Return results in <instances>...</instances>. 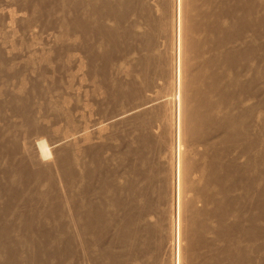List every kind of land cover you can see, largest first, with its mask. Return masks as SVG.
Here are the masks:
<instances>
[{"label": "rangeland", "instance_id": "374dc122", "mask_svg": "<svg viewBox=\"0 0 264 264\" xmlns=\"http://www.w3.org/2000/svg\"><path fill=\"white\" fill-rule=\"evenodd\" d=\"M237 1L239 2V0ZM251 5V23L249 21L250 26L248 29V33L251 36L248 34V37L252 39L250 42L252 47L250 48L249 45L250 50L245 53L242 52L244 45L240 38L237 37L234 41V46L240 53L235 67V73L237 72L236 84L228 87L225 91V79L223 76H221L220 82L221 88L223 89V94L221 93V96L224 101L225 112L244 114L246 111L243 110L248 107L250 108L248 110L252 114H250L249 117H251L247 119V126L243 128V133L239 135L237 139L236 137L234 139L231 135L227 139L231 140L233 138L234 140L228 141L226 139L227 142H224L221 141V138H223L222 136L224 133L229 132L227 126L223 127L206 124L205 126L191 128L188 124V108H185V111L181 109L180 90L182 79L184 89V83L187 81L186 75L194 72L196 65L188 66L186 61L187 53L185 48L181 46L180 38L172 41L171 47L167 49L168 52L163 51L157 45L159 37L162 36V33L160 31L158 32V29H155L150 40L148 37L145 39L144 36H140L135 40L134 37L140 34H138L134 21H132L134 17H132L131 22L135 33L125 34L121 29L120 31H116V37L112 39L110 47L108 41L107 50L109 51H107L98 46V42L103 35L95 30L98 26L106 29L99 18L100 14H104V11L100 9L99 14L97 13V20H95L96 17L93 16L91 8L93 11L96 9L90 4V0H0V61L8 63L13 70V72H11L12 78H10V85H8L10 89H7L8 94L4 97L8 98V100L6 99L7 102L9 100L11 101L10 104L8 102L9 105L3 110L4 117L0 116L2 118H0L2 120H0V130L5 129L6 126L9 127L10 123V125L15 124L12 131L14 129L13 132L15 135L17 133L16 136L18 137L22 134L20 138L16 137L17 139L24 141L22 137L29 138L28 136L31 135L30 137L33 139L29 138V141L38 138L37 141H40L47 150L46 153H41L39 151V144H32L30 142L34 149L32 152L33 156L35 152L36 160L39 161L40 165L42 164L43 167L46 168L43 169V171L41 170L43 168L41 166L42 168L40 170L43 175L38 176L40 173H33L35 170L34 167L31 171H28V173L32 172V174L29 173L30 175L37 173L32 177L27 173V169H24V165L27 166L29 163H23L24 167L21 165L23 167L22 169L18 167L20 166V162H18L20 158L18 159V157L15 158V160L18 159V161L14 160L15 166H13L14 164L12 165L14 168L11 166V168H9L11 163L8 162L10 161V157L7 156V154L9 155L7 150L8 147H5V149L2 148L1 152H3V154H0V162L2 161L0 167L1 169L4 168V171L0 169V189H3L2 191L0 190V229L2 230L3 227H6L4 231L8 237L5 235L4 231L1 232L0 230V264H202L205 260L208 261L209 256L213 255H215L217 259L216 264H224L226 262L224 259L227 254L224 248L230 246L229 249L231 250L232 247L234 251L238 247L234 242H228L225 235H221L224 232H228L224 231V229L228 227L230 223H222V227H220L218 224L214 223L216 221L211 222V224H213L206 229L203 235L196 234L193 236V238H198L196 249L193 248V246L190 248L188 244V242L192 240V231L189 229V226L191 225V217L194 209H208L212 211V213H218V211L222 209V206L218 202H209L206 196L204 197L199 193V190L205 187L207 177L210 176L208 179V186L206 185L209 188H213L214 184H220L221 182L222 177L215 181V177L212 175L213 169H215L213 163H211L214 150L217 154L223 153L220 158L221 160L229 158L234 164L241 168L238 172L239 181L236 185V189L229 195L224 194L223 198L227 199L229 203L230 199L228 198L238 193L242 195L243 198L238 194V196L241 197L238 198L241 199L240 204L243 206L245 213L248 212L246 213V217L249 213H251L252 217V210L258 206L262 207L264 205V0H251ZM180 6L181 3H179L177 7L179 10ZM120 10L122 11L123 8H120ZM7 13L11 14V17ZM77 15L80 20L83 21V24L74 27V21ZM89 16H91V18L90 21L87 22ZM125 16L126 12L123 18L122 14L119 13L117 20L122 21ZM108 23L110 22L107 21V24ZM241 28L242 27L238 25L237 34ZM139 39L141 40L140 42L138 41ZM148 56H150V58L153 57V60L142 64V60L146 61ZM172 56L173 58L176 57V60L172 59ZM245 56L248 62L245 60ZM243 60L248 64L247 68ZM45 62H48V67L46 68L42 66ZM161 62L164 63L160 67L158 64H161ZM41 66L44 68H42L43 70ZM75 68L76 72H74ZM141 69H143L145 78H143L140 73ZM214 69L215 67L213 66L212 70ZM39 73L43 77H38ZM167 75L168 77L165 78ZM171 79L173 81H178V111L168 113V111L165 112L162 107V111H160L158 115L153 116L150 120H147L146 123H144V120H146V115L144 114L148 112L142 111H138L139 113L134 112L135 114L130 113L112 123L110 121L107 122L109 124L105 122L108 117L115 113L124 110L127 111L136 104L147 100L149 96L147 94H150V89L152 88L154 90L156 89V92L160 94L167 93L168 90L171 89ZM156 82H158L159 85ZM155 85L158 86L156 87ZM99 87H102V89ZM188 89L191 90L190 88ZM184 92L186 103L191 99V92H187L185 89ZM58 95L60 97L65 95V100L67 99L66 102H63L65 104L67 103L66 108L65 105L62 104L64 110L66 109L65 113H67L64 116L63 113L61 114L59 112L57 113L60 115L57 116L55 107L49 103L50 99ZM212 97L214 99L217 98V100L219 99L216 94H213ZM217 100L212 101L214 104L216 103L219 105L220 103L217 102ZM25 101L26 103H24ZM47 104H49L50 109L54 110H52L53 112L47 108L49 107ZM46 105L47 107H44ZM43 109H48V111L44 110V112ZM10 110H12V112ZM54 112L56 117L53 116ZM191 112L192 110L189 113L191 114ZM74 113L75 115H73ZM24 114L26 116H23ZM27 116L28 119H31V116H33L36 126L33 124L31 126L26 124L28 127L24 125V123L28 122L26 121L28 120ZM98 119H101L100 122L104 123V126L102 125L104 128L102 127L103 129L100 131L101 139H99L95 145L98 150L97 155H95L96 159L94 157L93 159L96 161L93 162L92 159L91 164L87 163L92 157H90V153L82 157L83 159L86 157L87 159L85 160L87 162L81 160L82 158L80 159V163L83 164L80 165L81 167H84V169L87 168L88 171L92 170L91 175L93 176L92 178L90 177L91 179L88 178L93 185L90 181H87L89 179L87 178L88 175L86 172L88 171L86 169L85 172L83 168L76 169L74 167L76 170L82 169V172H85V174L81 172L83 176L85 175L82 182L84 180L87 181V183L85 181L83 183H85L86 188L88 187L90 191L84 187V184H82L84 187L82 190V186H80V184L78 185V183L76 184V186L78 185V191L76 188V190L74 189L73 191L69 183H67V180L70 182L69 175L62 174L61 166L53 161L58 154H60V156L62 154L68 155L70 159V153L68 150L64 149L67 153L61 150L65 144H61L62 146H60L53 142L56 141V137L58 138L60 133L64 132L63 130H67V127H69L68 129H72L74 126L83 125L85 122L90 123L88 125L90 127L91 121H97ZM87 120H90V122ZM37 122H39V124H37ZM79 122H81V124H79ZM21 123H23L22 128L20 125ZM86 123L84 125H86ZM156 123H158L157 129L152 127ZM29 124H31V121ZM16 129L17 131H15ZM5 130H3L4 133L9 131V128L6 132ZM146 136H149L147 137L148 139ZM249 139H252L251 141L253 142L247 145L248 143L245 140ZM66 146L69 147L70 144H66ZM177 147H179L181 151L178 162L173 158V154ZM79 151L80 149L72 151L71 154L76 155ZM84 153L86 154V152ZM249 155L255 159V166L253 168L257 166L255 170L259 171L260 177L258 175L259 178L257 176L254 177L253 183L251 184L252 189H250L251 191H249L248 196H245L241 191L244 185V178L246 176L248 177V175H246V166L249 161ZM5 156L8 157L6 159L7 161L4 160L6 158ZM83 161L86 163L84 164ZM70 164L71 162H69V165ZM30 165L27 167L30 168ZM35 165H38V163ZM209 165L212 168L211 173ZM100 166L104 168L105 172L103 169L102 171L105 173L107 183L109 182L110 185L116 183V185L122 184V186H126L132 182L134 187L137 188L136 192H139L137 196L138 198L140 197L138 202L139 204L145 205H143L141 210V218L135 222L140 227H143L145 224L152 225L153 230L151 232L140 230L137 233L130 234L129 224L124 220L121 230L125 231V233L117 234V228L111 223L112 227L108 234L99 241L90 237L81 236L77 233H82L85 230L80 223L73 222V215H75L73 213H75L76 210H72L73 212L69 210L74 208V205L72 206V204H74L73 202H76V197L74 196H82L84 194L83 192L86 190L87 191L82 197H86L87 194V196H90L92 199L93 194L98 193L97 195H99V192L96 190L98 188V181L96 179L98 175L94 173H97V170L102 168H100ZM5 167L7 168L5 169ZM71 167L70 170L72 169ZM177 167L181 169L178 189L179 198L177 202H171V184L173 183L171 180V169ZM17 168H19L20 172H23H16L18 171ZM48 169L53 178H51L49 174L44 176ZM93 169L96 172H93ZM243 169L245 170L244 173ZM71 172L73 173L74 171ZM26 173L27 175H25ZM99 174H101V172ZM8 176H10L11 183L14 181L12 183L13 185L10 183ZM49 177L52 180L55 178V182L51 181L48 183L49 181L46 180H51ZM44 180L46 183H44ZM62 181H65V183H62ZM51 183H54V186H51ZM19 184H23L21 185L23 189L28 187V195L26 194V190L24 189V192ZM57 184L60 185V187ZM63 184L67 187H61ZM2 185L6 187H2ZM71 187L74 188L73 186ZM92 187L97 193H95L96 191H94ZM8 188H10V190L13 189V196L10 190L7 191ZM57 189H59L60 192ZM47 190H49V192ZM79 190L82 191V193ZM53 192L56 196L55 198L54 194H52L51 197L49 195V193L51 194ZM57 193L62 194V196L59 194L61 199L58 198L56 200L58 197ZM74 193L78 195H74ZM117 194V192L109 191L107 193L108 198L106 199H115L117 198ZM41 195H44L43 198L47 196L45 199H47L46 202H48V205L43 201ZM97 195L94 196L95 198L93 199H96ZM52 196L54 200L60 201L61 205L62 201L65 202L66 200L65 203L67 206L65 207L66 211L63 213L62 220L61 218L59 219V217H61L60 202L58 203L55 201L54 203L59 207L55 205L52 206L51 204L54 202V200L50 201L52 200ZM68 196L71 199H68ZM7 198L9 199L7 200ZM63 198L65 200H62ZM27 199L34 200V202L31 200L28 201ZM67 200H71V202ZM8 201H10V204ZM27 201L30 202L31 206ZM7 202L9 205L6 204ZM15 202L18 205H16ZM37 202H40L41 207L43 206L42 209L39 208L40 206L36 207V205H39ZM12 203H14L15 206ZM44 203L48 208L51 207V209L48 210V208L43 205ZM49 203H51V206H49ZM232 204L231 202V205ZM176 205H178V213L176 211ZM28 206L30 210L33 208V210H36V208L39 210L44 209L45 213L47 215L51 213L50 217L53 218L50 219L49 217L48 221V218H46L47 216L44 217V215H41L42 217L40 216L37 220L34 218V220ZM5 208H8V210ZM245 208H247L248 211ZM67 210L69 212H67ZM46 211H49V213ZM124 212L125 210L122 212L121 210H117L116 214L123 215ZM126 212L128 211L126 210ZM175 214L178 223L177 232L180 236L178 241L170 238L174 229L170 228L169 220L170 216H172L174 220ZM22 216H24V219ZM262 216H264V214ZM248 217V219L253 218L250 217V214ZM30 218H32V220ZM255 218L256 217H254V219ZM257 218L256 220L258 222L254 219L249 221L255 222L256 225L260 227L259 241L261 242L264 241V220H262L263 217L260 219ZM204 220L209 221L206 216H204ZM242 221L243 227L245 226L246 228L249 226V221L246 222L244 219ZM72 232H74V234ZM72 234L74 239L71 236ZM172 241L173 243H177V248L174 247V245L170 247L169 244L172 243ZM206 243H211L212 247L205 248ZM241 245L243 251L251 256L254 255V252L250 249L249 239L246 237V234L241 237Z\"/></svg>", "mask_w": 264, "mask_h": 264}, {"label": "bare ground", "instance_id": "6f19581e", "mask_svg": "<svg viewBox=\"0 0 264 264\" xmlns=\"http://www.w3.org/2000/svg\"><path fill=\"white\" fill-rule=\"evenodd\" d=\"M179 3H181L180 10L177 8ZM90 4H92L95 7V9L97 10V11L96 10L93 11V9L91 8L93 16L96 17L95 20H97V17H98L97 13L99 14L100 9L104 11V14L99 15V18L102 21V23L105 25L106 29H103L100 26H98L95 30L100 32L103 35V37L98 42V46L100 48L105 49V50H107L108 41H109V47H110L112 39H114L116 37V31H120V29H121L124 31L123 33H125V34L135 33L133 31V26H132L133 24L131 22L132 17H134V19L132 21H134V24L137 28L138 34H140L139 36L134 37L135 40L140 36L141 37L144 36L145 39L148 37L150 40V38L152 37V34L155 32V29H158V32L160 31L162 33V36L159 37L157 45L163 51L168 52L167 49L171 47L172 41L176 40L177 38H180L181 46L185 48V51L187 53V60L186 61H187L188 66L196 65L195 71L192 73H188L186 75L187 81L184 83V89L187 92H191V99L189 101H187L186 103H185V100H186L185 92L183 89V79H182V85H181V90H180L181 109H183V111H185L188 108V124H189V126L191 128H194L196 126H205L206 124H213V125L223 126V127L227 126L229 128V132L224 133V135L222 136L223 138H221V141H224V142L231 135L234 139H235V137L237 139V137L243 133L242 132L243 128L245 126H247V119L250 118L251 116L249 117V115L252 114L248 110L250 108H248V107L245 108L243 110V111H246L244 114L225 112V105H224V101H223L222 96H221V93L223 94V89L221 88L220 80H221V76H223L225 79V88H224L225 91L227 90L228 87H231L232 85L236 84L235 82L237 80V72L235 73V71H236L235 67L237 64V62H236L237 58H238L239 53H240L239 50L234 46V41L237 39V37L240 38L241 42L244 45L242 52H244V53L248 52L250 50V48L252 47V45L250 43L252 39H251V37H250V39L248 37V34H249L248 29H249V26L251 23L250 17H251V13H252L251 0H239V2L237 0H90ZM120 8H123V10L121 11ZM125 12H126V16H125L124 20L118 21L117 16L119 15V13L122 14V18H123V15ZM7 14L11 17V14H9V13H7ZM90 18H91V16L88 17L87 22L90 21ZM107 21H109L110 23L107 24ZM249 21H250V23H249ZM82 24H83V21H81L79 16L77 15L75 18V21H74V27L81 26ZM238 25L241 26L242 28L237 34ZM249 36H251V35L249 34ZM138 41L140 42L141 40L139 39ZM249 45H250V48H249ZM107 51H109V50H107ZM246 56L244 57L245 60H246ZM172 59L176 60V57L173 58V56H172ZM152 60H153V57L150 58V56H148L146 58V61L142 60V64L145 62L146 63L151 62ZM245 60H243V61L245 62V65L247 68L248 64L246 63L247 60L246 61ZM29 62H30V60H29ZM163 63L164 62H161V64H158V66L161 67L163 65ZM47 64H48V62H45L44 64H42V66H44V68H46V67H48ZM42 66H41V69L43 68ZM213 66L215 67L214 70H212ZM42 70H40V71H42ZM80 70H81V68H80ZM78 71H79V69H78ZM11 72H13V70L9 66V64L6 62L0 61V116L1 117L3 116V110H5L4 108L7 105H9L10 101H11V100H9L8 101L9 104H8V102H7L8 98H4L8 94L7 89L9 88L8 85H10V83H9L10 78H12ZM74 72H76V68H75ZM140 73H141L142 77L145 78L143 69H141ZM38 75H39L38 77H43L40 73ZM80 76H81V74H80ZM167 77H168V75L165 78H167ZM24 79H26V78H24ZM156 83L159 85L158 82H156ZM170 84H171V89H169L167 93L160 94V93L156 92V89L154 90L152 88V89H150V91H151L150 94H147V95H149L147 100L136 104L135 106H133L132 108H130L127 111L124 110L125 112L120 111V112L115 113L114 115L108 117L106 119L107 121H105V122L107 123L110 121L112 123L113 121H116L118 119L123 118L126 115H129L130 113L135 114L134 112L139 113L142 111V112H148L147 114H144V115H146V117H145L146 120H144V123H146L147 120H150L153 116L158 115L159 112L162 111V107H163L164 111L165 112L168 111V113H171L173 111H178L179 110L178 81L177 80L173 81L171 79ZM19 86H21V85H19ZM102 87L101 88L99 87V88L102 89ZM188 88H190L193 92L191 90H189ZM21 90H23V89H21ZM213 94H216L219 97V99L218 100H217V98L214 99L212 97ZM59 95L56 96L55 98L50 99L49 103L52 104L53 107H55L57 116L60 115L57 112H59L61 114L63 113V116H64L67 113H65L66 109L64 110V106L62 104H64L65 108H66L67 103L65 104L63 102H66L67 99L65 100V98H66L65 95H64L65 97L63 95L60 97ZM43 98H44V96H43ZM31 99H32V97H31ZM40 99H42V98H40ZM5 100H6V103H5ZM212 100H215V101L217 100V102H219L220 104L219 105L216 103L214 104V102ZM28 102H29V99H28ZM24 103H26V101ZM46 103H47V101H46ZM47 105L49 106V104H47ZM47 105L44 107H47ZM62 106H63V108H62ZM47 108L49 110H51V112L54 111L53 109H50V106ZM222 108H223V110H222ZM48 109H43V111L44 110L48 111ZM22 110H24V109H22ZM81 110H84V109H81ZM191 110H192V112L190 114L189 112ZM6 111H8V110H6ZM10 111L12 112V110H10ZM29 113H30V110H29ZM75 113L73 115H75ZM32 114H33V112H32ZM56 114L54 112L53 116H55ZM23 116H26V115L24 114ZM28 116H30V115H28ZM28 116H27V119H28ZM76 116H77V114H76ZM60 117H62V116H60ZM6 119H7V117H6ZM25 119H26V117H25ZM31 119L26 120V121H28L27 123H24L26 121H24L22 119L24 121L23 122L24 125H26V124L29 126H31L32 124L35 125L34 124L35 120H34L33 116H31ZM35 119H37V118H35ZM98 120L97 121H94V120L91 121L92 123H91L90 127L88 126L90 123H86V122H85L86 125H84L85 123H83V122H82L83 125L81 124V122H79V124H81V125H77L76 127L74 126L72 129H68L69 127H67L66 128L67 130H63L64 132L60 133V135H58V138L56 137V141L53 142L54 144L56 143V145H60V146L65 144V145H63L64 146L63 149H61L60 147L59 148L63 151L68 150L70 153V159H69L68 155L62 154L60 156V154H58L57 156H55V159L53 161H54V163H57L58 165L61 166V168H62L61 173L62 174L69 175L70 182H68V180H67V183H69V186L71 189H73V191L75 188L78 191L77 186L79 184H80V186H82V188H81L82 190L84 187L86 188V185L83 182L85 181L87 183V181H90V179L93 176V175H91L92 170L88 171V169L85 168L88 171V172H86L84 167L80 166L82 164V163H80V159L83 157V155H87L90 153L89 155H90V157L91 156L92 157L90 160H88V162L85 160V159H87L86 157L84 159L82 158L81 160H85L88 164L89 163L91 164L93 157L95 158L96 157L95 155H97L98 149H96L97 147L95 145H96V142L99 139H101L100 131L104 128L103 127L104 123L100 122L101 119L99 121ZM30 121H31V124H29ZM88 122H90V120ZM23 123L20 124L21 128L23 126ZM10 124H9V127L5 125L7 128V129L6 128L5 129L8 130V128H9L10 132L9 131L6 132L5 129L0 130V148H1L0 152L2 151V148H4V149H5V147L9 148V149L7 148L8 152H9V155L7 154V156L10 157V159H9L10 161H8V162L11 163V165H9V168L15 166L14 162L18 161V159L20 158L18 161V162H20V166H18V167H20L22 169L25 166L24 169H27V173H28V171H31L35 167V170L33 171V173L38 172V173H40V175H38V176L43 175L41 173L42 172L41 170L46 169V168L43 167L42 164L40 165L39 161L36 160L35 152H34V156H33L32 152L34 151V149L32 147L33 145L31 146V143L32 144L38 143L39 144V151L41 153H46L47 152L46 148L42 145V143L40 141H37L38 138H35L33 141H31V140L29 141V138H31L30 137L31 135L28 136L29 138L24 137L25 139L22 137V140H24V141H20V139L16 138L18 136H16L17 133L15 135V133L13 132L14 129L12 131V128L15 126V124L14 123H13L14 125H10ZM37 124H39V122H37ZM107 124H109V123H107ZM26 126H24V127H26ZM65 126H67V125H65ZM152 127L157 129L158 123H156ZM2 128H3V125H2ZM74 128H76V129H74ZM0 129H1V127H0ZM17 129L15 131H17ZM3 130H5L6 133H4ZM34 130H36V129H34ZM21 135H19V136L21 137ZM20 137H18V138H20ZM147 137H149V136H146V138ZM31 139H33V138H31ZM251 140L252 139L245 140L248 143L247 145L252 144L253 141H251ZM66 144L67 145L70 144V146L67 147ZM71 144L74 147H72ZM2 146H4V147H2ZM91 147H95V148H91ZM54 148H55V145H54ZM79 149H80V151L76 155L71 154L72 151H76ZM84 152H86V154ZM180 152L181 151H180L179 147H177L175 149L174 154H173V158L175 159L176 162L179 161ZM6 153H7V151H6ZM0 154H3V152H1ZM221 155H223V153L217 154L214 150V153H213L212 159H211V163H213V166L215 167V169H213L212 175L215 177V181H217L218 179H220L222 177L220 184H214L213 188L207 187L208 186V179L210 177L209 176L206 179V185L207 186L205 185L204 188L199 190V193L204 197L206 196L209 199V202H213V201L218 202L222 206V209L219 210L218 213H214V212L212 213V211H209L208 209H204V210H195L194 209L193 215L191 217V223H190L191 225L189 226V229H191V231H192V240L190 242H188V244H189L190 248L193 246V248L196 249L197 245H198V240H197L198 238H193V236L196 234L203 235L205 233L206 229L210 225L213 224V223L211 224V222L216 221L214 223L218 224L220 227H222L221 226L222 223H226V224L230 223L228 225V227H226L224 229V231H228V232H224L221 235H225L228 242H234V244H236L238 247L234 250L235 252L233 251L232 247H231V250L229 249L230 246H226L224 248V251L227 254V255H225L224 261H226V262L224 264H264V250H261V249H264V245H263L264 241H261V242L259 241V235H260L261 229L259 230L260 227L258 225H256L255 222L249 221V220H253L254 217H256V218L258 217L259 219L261 217H263L262 220H264V216H262L264 214V208H262V207H264V205L262 207L258 206L256 208H254V210H252L253 211L252 212L253 218L251 217V213H249L250 217L252 219H248L249 214L246 217V213H248V212L245 213L243 206H241V204H240L241 203L240 198L242 197V195H240L238 193L241 197L238 196V194H236L237 196L235 195L231 198H228V199H230L229 203L227 202V199L223 198L224 194L229 195L231 192H234V190L236 189V185L239 181L238 172L241 168L238 165L234 164L229 158L221 160L220 159ZM8 157H6L5 159L3 158V159L6 160ZM17 157H18V159L15 160V158H17ZM95 159H93V162L96 161ZM4 160H3V162H4ZM69 160H71V161H69ZM248 160L249 161H248L247 166H246L247 167L246 168V171H247L246 175H248V177L246 176L244 178V185H243L242 191H241L245 196H248L249 191H251L250 189H252L251 184L253 183L254 177L257 175L259 176V174H260L258 170H255L257 168V166H256V168H253L255 166V159H253L252 156L249 155ZM69 162H71L70 165L72 167L69 165ZM23 163L24 164L29 163L27 166H29L30 164H32V165H30V168H28L26 165L23 166ZM37 163H38V165H35ZM83 163H84V161H83ZM4 166H6V165H4ZM85 166H87V165H85ZM91 166H93V165H91ZM7 167H5V169ZM70 167L73 170L72 169L70 170ZM74 167L76 169L77 168H79V169L83 168V170L88 175V176L86 175L87 178L88 177L89 178L91 177V178L90 179L88 178L89 180H87V181L84 180L82 182L83 177H85V175L83 176V174H85V172H82L83 171L82 169L76 170ZM101 167L102 166H100V168ZM0 169H1V167H0ZM3 169H1V170H3ZM17 169H18V171H16V172H18V173L23 172V171L20 172L19 168H17ZM102 169L104 171V168L102 167L100 170H97V173H94V174L98 175V177L96 178V176H95V178L99 182V183L97 182L98 186L96 185L98 187L96 190L99 192V195H97L98 194L97 191L92 187L94 189V191H96L95 193H97V194H93V198H95L94 196H96V195H97V198L91 199L90 196L89 197L87 196V194H86V197H82V196H84L85 192L87 191L86 190L85 192H83L84 194L82 196H74V197H76L75 198L76 202H73L74 204L71 203L72 206L74 205L73 209L71 208V210H69L67 208L71 212H73L72 210H74V209L76 210V212L73 213L75 215L72 214L74 217L73 222L80 223L83 226V229L85 230L82 233H79V232H77V233L81 236L90 237L94 240L99 241V240H102L108 234L109 230L112 227L111 223H113L115 228H117V230L114 228L116 230L117 234L125 233V231L121 230L122 222L124 220H126V222L129 224L130 234L137 233L140 230H144L146 232H151L153 230L152 225L145 224L143 227H140L135 222L136 220L141 218V210H142L143 205H145V204H139V202H138L140 197L138 198V196H137V193H139L138 191L136 192L137 188L134 187L132 182H131V184H127L126 186L125 185L122 186V184H120L121 186L116 185V183L113 185H110L109 182L107 183L105 173H103ZM211 169L212 168L209 165L210 173H211ZM71 171H74V172L72 173ZM244 171L245 170L243 169V173H244ZM93 172H96V171L94 170ZM100 172H101V174H99ZM27 173L25 175H27ZM29 173L32 174V172H29ZM6 174H7V172H6ZM36 174H33V175H36ZM47 174H49L51 177L49 169L44 174V176H46ZM33 175H30V176L33 177ZM42 178H41V180H42ZM49 178H47V179H49ZM51 178H53V177H51ZM180 178H181V169L179 167L172 168L171 169V180L173 181V183H172V181H171V183L174 185L171 184V191H172V194L170 196L171 202H173V201L177 202L178 201V198H179L178 189H179ZM8 179L10 181V176H8ZM21 181H22V179H21ZM46 181H49L48 183H50L51 181L55 182V178L53 180L51 179V180H46ZM46 181L44 183H46ZM94 181H95V179H94ZM13 182L14 181H12V183ZM26 182H28V181H26ZM63 182L65 183V181H62V183ZM10 183H11V181H10ZM17 183H19V182H17ZM77 183H78V185L76 186ZM90 183H91V181H90ZM11 184H10V187H11ZM51 184H50L51 186H54L53 185L54 183H51ZM82 184H84L85 186L83 187ZM4 185H2V187ZM21 185H23V184H21ZM21 185L19 184V186H21ZM63 185H61V187H63V188L67 187L65 185H64L65 186L64 187ZM25 186H26V184H25ZM39 186H41V185H39ZM58 186L60 187V185H58ZM71 186H73L74 188H72ZM80 186H79V189H80ZM0 187H1V185H0ZM4 187H6V186H4ZM21 188H22V186H21ZM27 188L26 187L24 188L26 190V194H27V190H28ZM24 189H23V191H24ZM86 189H88V187ZM0 190L2 191L3 189L1 188ZM9 190H10V188L7 189V191H9ZM12 190L13 189H11L10 191H11V194L13 196ZM29 190H33V189H29ZM57 190L59 191V189H57ZM88 190L90 191V189H88ZM126 190H129L130 193H129V191H126ZM7 191H5V192H7ZM47 191L49 192V190H47ZM91 191H92V189H91ZM109 191L117 192L118 193L117 198L110 199V200L106 199V198H108L107 193ZM80 192L82 193V191H80ZM52 194H54V192L51 194L49 193L50 197ZM59 194H58V197L56 198V200L58 198H60ZM76 194L74 193V195H76ZM60 195L62 196V194H60ZM91 195H92V193H91ZM43 196L44 195H41L42 198H43ZM47 196H48V194H47ZM47 196H45V197H47ZM263 196H264V194H263ZM14 197L16 198L15 195H14ZM45 197L43 198V201H45L46 205H48L47 204L48 202H46L47 199H45ZM55 197L56 196L54 194V198ZM238 197H240V198H238ZM257 197H258V195H257ZM54 198L52 196V200H50V201H53ZM69 198L70 197L68 196V199ZM245 198H247V197H245ZM8 199L9 198H7V200ZM31 199H34V198H31ZM30 200H28V201H30ZM56 200H54V202H52V204L49 203V206L55 205L54 203ZM62 200H65V199L63 198ZM10 201H8L9 204H10ZM67 201L71 202V200H67ZM263 201H264V198H263ZM8 202L6 204H8ZM13 202H14V200H13ZM32 202H34V200ZM56 202L59 203L60 201H56ZM65 202H66V200H65ZM65 202L62 201V205L60 202V205H61L60 215H61V217H59V219L61 218V220L63 217V213H65V211H66L65 207L67 206V204ZM231 202L233 203L232 205H231ZM24 203H26V202H24ZM28 203L31 206L30 202H28ZM37 203L39 205L35 204L36 207L40 206L39 208L42 209L43 206L41 207L40 202H37ZM41 203H43V202H41ZM45 203L43 205H45ZM12 204L14 205V203H12ZM171 204H173V203H171ZM4 205H5V203H4ZM16 205H18V204L16 203ZM55 206H58V205H55ZM247 208H245V209L247 210ZM0 209H1V207H0ZM19 209H21V208H19ZM28 209L30 210L29 206H28ZM50 209H51V207L48 208V210H50ZM6 210H8V208ZM32 210H30V212H32L31 215H32L33 219L35 218L37 220V219H39V217L41 215L42 216L44 215V217L47 216L46 218H48V221H49V217H50L51 213H50V215L49 214L47 215L45 213L44 209H43L44 210V212H43V210H39L38 208H36V210H33L34 213ZM63 210H64V212H63ZM68 210H67V212H69ZM117 210L118 211L121 210V212L124 210L126 212V210H127L128 212H126V213L124 212V214L123 215L121 214L122 215L121 216V215L116 214ZM10 211H9V213H10ZM176 211L178 213V205H176ZM11 213H12V211H11ZM47 213H49V211ZM117 213H119V212H117ZM17 214H18V212H17ZM15 216H16V214H15ZM19 216H20V213H19ZM19 216H18V218H19ZM204 216H206V218H208L209 221L204 220ZM22 217L24 219V216H22ZM32 218H30V219L32 220ZM52 218L53 217H50V219H52ZM256 218L254 219L255 221H257ZM240 219H241V221H240ZM243 219L246 222L249 221L248 222L249 226H247L246 228H245V226L243 227V221H242ZM59 223H61V222H59ZM64 226H65V224H64ZM169 226L171 229H174V232L171 233L170 238H172V240L178 241V238L180 236L177 232L178 223L176 221V214H175L174 220H173V217L170 216ZM4 228H6V227H3L2 230L0 229L1 232L4 231ZM65 233H66V231H65ZM72 233L74 234V232H72ZM73 234L71 236L74 239ZM244 234H246V237L249 239L250 249L252 250V252H254L253 256L246 253L241 248L242 247L241 237ZM5 235H6V232H5ZM169 245H170V247H171V245L172 246L174 245V247L177 248L176 242L173 243V241H172V243H170ZM229 245H231V244H229ZM211 247H212L211 243L205 244V248H211ZM260 247H261V249H260ZM178 259H179V257H178ZM216 262H217V259L215 258V255H213V256H209L208 261L205 260L202 264H216Z\"/></svg>", "mask_w": 264, "mask_h": 264}]
</instances>
